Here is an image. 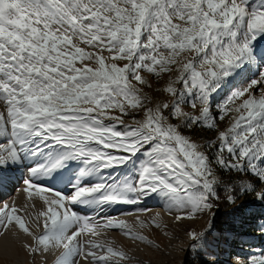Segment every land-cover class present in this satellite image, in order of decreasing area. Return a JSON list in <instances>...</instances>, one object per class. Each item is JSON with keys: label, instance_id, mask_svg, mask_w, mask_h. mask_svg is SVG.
Masks as SVG:
<instances>
[{"label": "rangeland", "instance_id": "rangeland-1", "mask_svg": "<svg viewBox=\"0 0 264 264\" xmlns=\"http://www.w3.org/2000/svg\"><path fill=\"white\" fill-rule=\"evenodd\" d=\"M0 1V108L11 136L40 130L54 145L53 137L85 133L89 144L88 131L96 132L98 147H78L109 174L95 200L115 199L123 215L162 209L161 221L143 226L134 240L115 233L107 261L264 264V225L253 235L229 233L251 248L222 244L224 209L210 196L219 187L229 211L264 213V0ZM124 125L132 137L122 135ZM29 184L18 180L0 201V234L13 224L9 203L32 191ZM150 198L165 206L148 205ZM47 216L48 232L41 221L29 249L18 242L15 259L2 248L0 264L57 263L39 249L55 228L59 238L79 235L73 247L83 252L81 227L67 236L74 219L55 226Z\"/></svg>", "mask_w": 264, "mask_h": 264}, {"label": "bare ground", "instance_id": "bare-ground-1", "mask_svg": "<svg viewBox=\"0 0 264 264\" xmlns=\"http://www.w3.org/2000/svg\"><path fill=\"white\" fill-rule=\"evenodd\" d=\"M32 1L38 4L41 2V0ZM5 11L6 8L0 1V13L5 14ZM1 110L0 108V156H3L0 159L3 168L1 174H5L4 168L9 167L11 172L7 175H10L11 179L7 181L8 185L5 184L0 191V201L2 202L8 194L13 192L14 184L18 180L25 177L29 180V187L32 190H21L9 203L8 209L13 224L6 225L5 231L0 234V250L9 248L11 250L9 251V257L17 259L18 255L15 247L18 242L23 243L29 249L33 237H38L41 234L38 231L33 232L35 231L33 227L41 228V221L46 226L44 231L48 232L49 228L45 216L49 213L53 217H51L52 224L55 226L60 224L62 219L72 217L74 224L71 226L66 225L71 227H67L69 230L72 229L67 236L74 234V226H80L82 237L88 241V244L82 247L83 252L80 253L77 245L73 247V242L81 239L79 235L77 237L59 238L58 229L51 230L52 233L47 237L48 243L47 241L42 243L39 249L41 258L56 259L57 263L55 264H72L70 259L74 254V263H77V256L81 255L82 262L78 264H111L112 262L107 261L105 255L108 252V247L113 246L114 241H118L115 233H120L125 238L131 236L134 240L137 237L136 232L143 226L148 227L151 223L161 221L162 209L143 215H123L120 212L121 209L116 208L117 206L115 207L112 201L107 198L102 197L103 200L96 201L95 198L100 199L96 195L107 186L104 180L103 168H100L89 159L85 161L82 160V157L74 159L73 154L68 153L65 146L61 145V138H52L58 140L59 143L51 145L50 139L43 137L41 133L34 132L32 137L28 132L19 131L15 136H11L10 128L4 122L5 115L2 116ZM114 126L121 127V124L114 123ZM121 131L125 138H130L135 134V131L126 125L122 127ZM83 138L85 139L86 136L83 135ZM91 140V143L85 145L86 147L82 150H87L88 146L98 147L95 140ZM84 142L86 143L85 140ZM88 154L90 155V153ZM68 160L72 163L70 164ZM6 162L9 166L3 167L7 164ZM145 191H147L146 188L139 186L138 192L139 195H142L141 199H147ZM42 197H45L47 201L42 200ZM37 198H40L43 203L39 202L40 200L38 201ZM148 205L165 206V203L161 199L156 202V200L150 198ZM25 210H28V213H25L27 215L19 217L18 214ZM65 210L66 212L63 215L60 214L61 211ZM4 211L5 208H2L0 218L4 215ZM77 215H81L85 222L82 223ZM22 261L24 262V259Z\"/></svg>", "mask_w": 264, "mask_h": 264}, {"label": "trees", "instance_id": "trees-1", "mask_svg": "<svg viewBox=\"0 0 264 264\" xmlns=\"http://www.w3.org/2000/svg\"><path fill=\"white\" fill-rule=\"evenodd\" d=\"M219 187L214 188V194H210L211 198L215 200V202L218 204L219 208H223V212L221 213V216L219 218L220 223L223 225V229L225 231L224 238H222L221 243H229V244H234V246L238 245V247H246V248H251L253 245L252 242L245 241L244 239H238L237 242H235L234 239H229V233L234 232L236 234L235 237H242L244 233L247 234H255L257 230H259V227H262L264 225V213L263 211H256L253 208H248L247 207H240L237 206L233 208L231 211L230 208L226 206L225 203H223V200L225 195L221 193V190L217 189ZM222 189V188H220ZM222 200V201H221ZM244 208V209H243ZM212 244H216V239L215 240H210L209 241V246ZM232 257H237V254L234 252L232 254ZM185 264H202V261H196V263H193L192 260L186 259Z\"/></svg>", "mask_w": 264, "mask_h": 264}, {"label": "built area", "instance_id": "built-area-1", "mask_svg": "<svg viewBox=\"0 0 264 264\" xmlns=\"http://www.w3.org/2000/svg\"><path fill=\"white\" fill-rule=\"evenodd\" d=\"M81 137H83V135H80ZM91 139H93V137L91 136ZM82 142H84V141H82Z\"/></svg>", "mask_w": 264, "mask_h": 264}]
</instances>
